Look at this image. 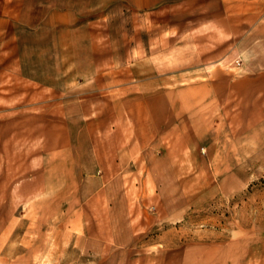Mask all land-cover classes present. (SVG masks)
<instances>
[{
    "label": "rangeland",
    "instance_id": "1",
    "mask_svg": "<svg viewBox=\"0 0 264 264\" xmlns=\"http://www.w3.org/2000/svg\"><path fill=\"white\" fill-rule=\"evenodd\" d=\"M147 3L0 0L33 5L44 30L27 35L41 42L27 67L48 84L46 161L38 112L0 111V153H11L0 156V264H264V15ZM124 97L172 126L155 168L78 175L64 158L56 169L55 138L70 157L73 121L99 136L133 124Z\"/></svg>",
    "mask_w": 264,
    "mask_h": 264
},
{
    "label": "crops",
    "instance_id": "2",
    "mask_svg": "<svg viewBox=\"0 0 264 264\" xmlns=\"http://www.w3.org/2000/svg\"><path fill=\"white\" fill-rule=\"evenodd\" d=\"M168 1L170 0H148L146 6L158 7ZM215 1L220 3L219 9L222 10L220 11L221 13L230 15L244 14L251 23H254L258 17L264 15V0ZM32 6L16 8L7 6L4 9L0 8V111H12L18 106V108L22 107L21 109L24 111L33 110L38 112V134L40 136L38 152L43 153L40 160L46 161L48 148L46 140L48 136L46 129V112L48 111L46 90L48 84L45 76L41 75L40 72L38 73L39 75L34 74L30 66L27 67L31 63L28 58L30 55L27 54V51L32 45L35 48H40L41 46L40 39L39 41L35 40L34 44H30L31 40L27 41L29 40L27 35L44 30H41L42 26L39 18L29 19ZM42 43L44 44L45 41H42ZM31 82L34 88L31 87ZM54 87L55 94H57V84L55 83L54 86L49 84L50 89ZM15 97H17V100L22 98L20 101L24 102L18 105L12 104L11 102H13ZM139 97L143 98V95L136 93V98ZM4 101L7 102L4 103ZM120 102L122 104L119 112H124L131 117L133 124L124 127L122 124L116 123L115 128L110 125H103V134L99 136L94 131L95 125L92 127L94 122L73 121L71 127L76 131L73 130L71 132L70 157H68L69 155L63 156V145L55 138L53 152L55 153V161H58L54 164L56 169H62L61 162L64 158L74 161V163H70V167L76 168L78 175L94 174L95 169L103 175L111 174L110 170L116 168L136 169L143 167L140 165V161L146 163L145 167L147 169L155 168L154 163L158 160V157L154 151H158L162 145L160 142H163L162 140L160 141V136H163L162 133L165 135L174 134L173 130L170 129L172 126H167L169 122L165 124L166 121L161 120V111L157 105H152V109H149L142 102L132 105L127 102V97H124ZM54 110L61 111L62 105L56 102ZM166 127L168 128L164 130ZM112 133L114 134V139H111ZM42 138H44V143L41 141ZM0 143L3 144L4 142L0 141ZM9 144L10 142L7 143L6 147H3L8 149ZM188 146L189 144H182L181 147L172 148V150L183 152ZM3 153L7 154L6 159L11 157L9 151L0 153V156ZM41 164L43 165L44 162ZM44 166H47L46 163ZM56 174L61 175L62 173L56 172Z\"/></svg>",
    "mask_w": 264,
    "mask_h": 264
}]
</instances>
